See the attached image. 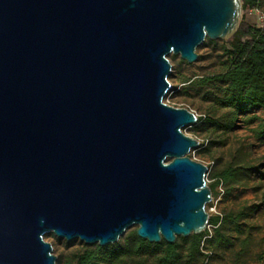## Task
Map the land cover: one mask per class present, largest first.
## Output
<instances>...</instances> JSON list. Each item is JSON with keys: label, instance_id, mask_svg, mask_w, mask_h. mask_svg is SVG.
I'll use <instances>...</instances> for the list:
<instances>
[{"label": "water", "instance_id": "95a60500", "mask_svg": "<svg viewBox=\"0 0 264 264\" xmlns=\"http://www.w3.org/2000/svg\"><path fill=\"white\" fill-rule=\"evenodd\" d=\"M242 0H0V264H55L45 233L173 243L207 226V167L162 102L169 53L227 41Z\"/></svg>", "mask_w": 264, "mask_h": 264}, {"label": "rangeland", "instance_id": "374dc122", "mask_svg": "<svg viewBox=\"0 0 264 264\" xmlns=\"http://www.w3.org/2000/svg\"><path fill=\"white\" fill-rule=\"evenodd\" d=\"M259 8L264 13V0H259ZM241 19L252 26H259L261 23L258 13L248 9L242 10ZM227 48L225 41L205 38L196 47L197 58L191 63H187L179 55L169 53L166 57L171 68L167 78L172 83L162 102L173 107L187 108L197 116L206 117L182 127L181 131L203 143V146L191 149L186 155L207 167V184L213 181L210 173L227 165L260 167V174L249 173L239 182L219 184L216 187V194L205 205L209 215H235L246 207L247 214L227 227L229 245L213 247L210 251L202 250L204 254L195 264H264V138L257 137L253 131L258 120L249 121L252 115L260 117L261 110L253 109L238 115L236 126L232 130L217 129L206 120L218 118L227 111L217 103L225 84L220 80H210L205 84L198 82L202 76L217 74L227 68ZM131 229H135V226L125 233ZM205 229L209 235L212 233V227L207 225ZM207 237L204 236V239ZM182 238L186 240L188 236H177L175 241L181 246V255H184L187 242ZM43 239L51 243V252L59 259L55 264H65L84 247L94 245L79 239L66 241L52 233H45ZM160 255L161 251H158L103 264H163ZM184 260L185 257L182 256L181 261L176 264H184Z\"/></svg>", "mask_w": 264, "mask_h": 264}, {"label": "trees", "instance_id": "16d2710c", "mask_svg": "<svg viewBox=\"0 0 264 264\" xmlns=\"http://www.w3.org/2000/svg\"><path fill=\"white\" fill-rule=\"evenodd\" d=\"M259 8V0H242V10ZM263 13V12H262ZM264 14V13H263ZM228 45L226 55L229 61L227 68L217 74L202 76L198 79L200 84L210 80H220L225 84L223 94L218 97L217 103L227 111L218 118H207V122L223 131L232 130L236 126L238 115L249 110L260 109L261 116L252 115L249 121L258 120L253 131L257 137L264 138V20L261 26H252L241 19L236 31L225 41ZM203 115L197 116L196 122L204 120ZM203 146V143H199ZM259 166L227 165L210 173L212 182L208 183L211 195L216 194L219 184L239 182L249 173L260 174ZM248 208H243L235 215L215 214L209 215L207 225L212 227L209 235L207 229L198 234H190L186 240L185 253L181 255V246L174 241L166 243L160 240L150 243L139 238L135 229L128 230L117 242L106 246L96 244L86 246L75 253L65 264H103L133 255L156 253L161 251L160 260L163 264H176L185 257L184 264H195L204 253L213 247H224L230 244L227 227L235 224L247 214ZM204 236H208L204 239ZM56 262H59L57 257Z\"/></svg>", "mask_w": 264, "mask_h": 264}, {"label": "built area", "instance_id": "2783aa9c", "mask_svg": "<svg viewBox=\"0 0 264 264\" xmlns=\"http://www.w3.org/2000/svg\"><path fill=\"white\" fill-rule=\"evenodd\" d=\"M248 10H250V9H248ZM250 11L251 12H257L258 13L259 18H260V22H261L259 26H261L262 23H263V20H264V14L261 12L260 9H253V10H250Z\"/></svg>", "mask_w": 264, "mask_h": 264}]
</instances>
